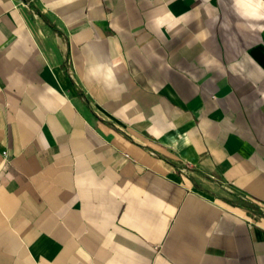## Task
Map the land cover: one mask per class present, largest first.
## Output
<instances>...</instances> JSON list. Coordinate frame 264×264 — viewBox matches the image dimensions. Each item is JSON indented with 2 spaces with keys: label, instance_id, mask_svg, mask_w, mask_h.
<instances>
[{
  "label": "crops",
  "instance_id": "1",
  "mask_svg": "<svg viewBox=\"0 0 264 264\" xmlns=\"http://www.w3.org/2000/svg\"><path fill=\"white\" fill-rule=\"evenodd\" d=\"M0 264H264V0H0Z\"/></svg>",
  "mask_w": 264,
  "mask_h": 264
},
{
  "label": "built area",
  "instance_id": "2",
  "mask_svg": "<svg viewBox=\"0 0 264 264\" xmlns=\"http://www.w3.org/2000/svg\"><path fill=\"white\" fill-rule=\"evenodd\" d=\"M2 155H3L4 159H7V153L6 152H3Z\"/></svg>",
  "mask_w": 264,
  "mask_h": 264
}]
</instances>
